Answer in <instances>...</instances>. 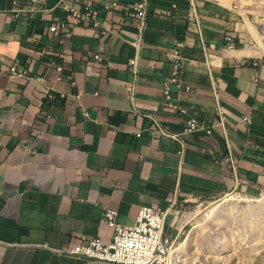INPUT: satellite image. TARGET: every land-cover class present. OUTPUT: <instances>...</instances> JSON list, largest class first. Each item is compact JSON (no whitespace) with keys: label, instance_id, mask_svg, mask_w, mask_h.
Instances as JSON below:
<instances>
[{"label":"crops","instance_id":"crops-1","mask_svg":"<svg viewBox=\"0 0 264 264\" xmlns=\"http://www.w3.org/2000/svg\"><path fill=\"white\" fill-rule=\"evenodd\" d=\"M84 1L102 8L113 0ZM58 2L45 0L44 23L34 28L13 14L27 0H0V264H112L42 246L111 240L105 209L129 226L153 205L170 210L165 234L176 238L184 226L168 219L185 204L236 190L255 194L264 185V58L242 45L251 22L234 0H149L134 99L129 60L137 31L129 17L108 20L102 11L107 34L77 26L63 44L46 42L75 86L40 58L28 37L63 16ZM180 42L183 88L171 95L184 114L165 111L163 97L167 52ZM98 53L104 62L96 63ZM16 61L29 78L8 75ZM191 117L216 126L190 136L183 157L174 139L152 134L155 121L178 134Z\"/></svg>","mask_w":264,"mask_h":264},{"label":"built area","instance_id":"built-area-1","mask_svg":"<svg viewBox=\"0 0 264 264\" xmlns=\"http://www.w3.org/2000/svg\"><path fill=\"white\" fill-rule=\"evenodd\" d=\"M197 1V0H194ZM234 9H238V0H234ZM58 11L63 13L55 15L50 22L44 27L43 33H31L28 42L38 48L40 58L44 59L49 69H54L59 73V79H66L73 86L76 85L74 74L67 70L57 59L55 51L46 42L57 39L63 44L67 39L72 37L74 28L77 26H89L102 35L110 32L105 28L99 19L102 11H105L108 20L116 15L129 17L133 27L137 31V39L131 42L132 46L137 49V54L129 60L134 79L133 86L130 88L129 96L134 99L136 95V80L140 63L139 50L142 46V36L147 28V18L149 13V0H113L111 4L99 7L84 0H59ZM45 0H27L25 7L14 10V17L26 16L29 19V25L36 27L44 23ZM109 23L113 21H108ZM185 44L180 42L167 52V57L171 64L170 75L163 84L164 110L171 113H182L184 110L172 100V90H181L182 70H183V49ZM235 44H230L228 48H234ZM96 63H102L106 60L103 53L95 54ZM1 66V65H0ZM1 68V67H0ZM1 73V70H0ZM30 71L21 68L18 61L10 68L9 76L28 77ZM37 82L44 83V77L34 78ZM188 90V88H187ZM64 98L65 94H61ZM80 94L76 95L79 98ZM219 113V124H224L222 108L217 109ZM87 115V114H86ZM244 121L250 123L251 117L246 116ZM156 129L152 134L168 136L174 139L178 145V154L183 157L187 139L198 133H212V128L216 125L205 126L196 118H188L184 121L182 131L178 134H170L161 128L155 121ZM141 136V132L136 134ZM180 210L175 214H179ZM170 210L162 209L158 206H146L140 208L138 215L131 225H124L118 222V212L113 209H105L102 222L112 232L111 240L102 238L87 239L81 238L77 242H70L60 248H51L48 244L42 247L50 249L59 255H68L76 258L95 260L98 262L112 264H172L174 249H181V236L171 238L165 234L167 217ZM186 264V260H182Z\"/></svg>","mask_w":264,"mask_h":264},{"label":"rangeland","instance_id":"rangeland-1","mask_svg":"<svg viewBox=\"0 0 264 264\" xmlns=\"http://www.w3.org/2000/svg\"><path fill=\"white\" fill-rule=\"evenodd\" d=\"M237 2L251 22L242 28V45L255 46L264 58L258 43H264V0ZM171 220L173 226H184L180 243L186 264H264V185L255 194L236 190L220 198H197Z\"/></svg>","mask_w":264,"mask_h":264},{"label":"bare ground","instance_id":"bare-ground-1","mask_svg":"<svg viewBox=\"0 0 264 264\" xmlns=\"http://www.w3.org/2000/svg\"><path fill=\"white\" fill-rule=\"evenodd\" d=\"M258 43L262 47L264 51V43L261 42V40H258ZM260 54V52H259ZM183 256L181 254V249H174V256L172 257V264H183Z\"/></svg>","mask_w":264,"mask_h":264}]
</instances>
